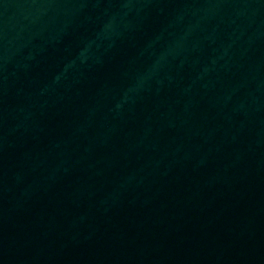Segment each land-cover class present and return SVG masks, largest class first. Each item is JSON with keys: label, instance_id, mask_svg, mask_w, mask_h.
I'll return each mask as SVG.
<instances>
[{"label": "water", "instance_id": "95a60500", "mask_svg": "<svg viewBox=\"0 0 264 264\" xmlns=\"http://www.w3.org/2000/svg\"><path fill=\"white\" fill-rule=\"evenodd\" d=\"M0 264H264V0H0Z\"/></svg>", "mask_w": 264, "mask_h": 264}]
</instances>
